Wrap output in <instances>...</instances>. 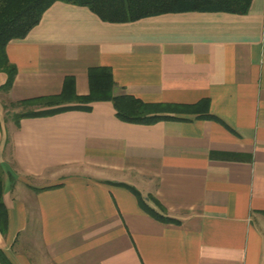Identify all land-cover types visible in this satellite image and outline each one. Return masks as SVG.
I'll return each mask as SVG.
<instances>
[{
  "label": "crops",
  "instance_id": "crops-1",
  "mask_svg": "<svg viewBox=\"0 0 264 264\" xmlns=\"http://www.w3.org/2000/svg\"><path fill=\"white\" fill-rule=\"evenodd\" d=\"M6 52L17 73L0 90V249L12 264H264V0L130 21L56 0ZM93 66L111 67L116 95L194 111L130 122L96 100L6 123L11 102L58 94L67 76L88 94Z\"/></svg>",
  "mask_w": 264,
  "mask_h": 264
},
{
  "label": "trees",
  "instance_id": "trees-1",
  "mask_svg": "<svg viewBox=\"0 0 264 264\" xmlns=\"http://www.w3.org/2000/svg\"><path fill=\"white\" fill-rule=\"evenodd\" d=\"M56 0H0V70L7 73L6 82L0 90L8 91L15 79L17 67L8 59L6 47L13 39L24 38L39 23L45 10ZM89 6L103 20L130 21L144 16L169 11H228L247 13L252 0H63ZM90 91L79 95L75 89V79L67 76L63 89L58 94L36 96L11 102V106L20 107L13 115L16 124L26 116L51 114L68 107H83L96 100H112L117 115L126 121L152 123L160 119L176 118L166 112L194 111L195 105L149 103L132 95H116L115 81L110 66L89 68ZM76 103V104H71ZM4 169L0 163V229H7V208L3 201ZM138 197L142 208L162 221H177L152 207L142 194L128 186ZM160 208L162 205L151 195ZM2 264H12L0 249Z\"/></svg>",
  "mask_w": 264,
  "mask_h": 264
},
{
  "label": "rangeland",
  "instance_id": "rangeland-1",
  "mask_svg": "<svg viewBox=\"0 0 264 264\" xmlns=\"http://www.w3.org/2000/svg\"><path fill=\"white\" fill-rule=\"evenodd\" d=\"M7 111H6V123H8V121H11L13 118L12 116L14 115V113L16 111H19L21 108L20 107H14V106H11L10 104L7 106Z\"/></svg>",
  "mask_w": 264,
  "mask_h": 264
}]
</instances>
